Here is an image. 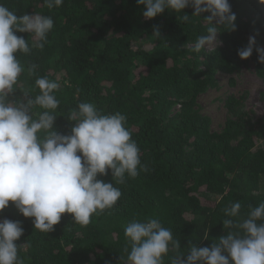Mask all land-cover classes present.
<instances>
[{"label": "trees", "instance_id": "obj_1", "mask_svg": "<svg viewBox=\"0 0 264 264\" xmlns=\"http://www.w3.org/2000/svg\"><path fill=\"white\" fill-rule=\"evenodd\" d=\"M229 3L236 30L213 20L219 44L198 53L193 46L207 35L208 13L181 20L183 14L192 15L191 6L145 19L136 0H64L51 9L44 0H0L18 17L36 13L54 22L43 50L32 47V34L16 33L32 50L17 54L24 71L8 99L23 102L25 92L37 95L39 77L55 80L60 103L53 112V131L71 134L74 121L68 117L80 102L94 103L102 114L120 112L127 117L125 126L140 149L141 163L149 168L124 184L113 180L122 193L116 206L94 215L86 227L65 213L54 231L42 233L33 218L23 217L9 202L0 221L20 222L24 231L15 243L27 242L18 253L23 264H126L124 227L148 217L172 230L183 253L190 243L210 247L227 234L224 208L239 201L240 216L234 219H242L249 205L264 201V92L257 116L245 109L243 96L228 99L219 133L209 131V120L196 105L216 71L233 73L251 61L264 83V64L257 62L255 49L248 59L237 54L253 35L264 47V5L258 0ZM32 64L37 67L29 74ZM39 111L33 109V119ZM97 179L111 183V172Z\"/></svg>", "mask_w": 264, "mask_h": 264}, {"label": "clouds", "instance_id": "obj_2", "mask_svg": "<svg viewBox=\"0 0 264 264\" xmlns=\"http://www.w3.org/2000/svg\"><path fill=\"white\" fill-rule=\"evenodd\" d=\"M64 0H44L51 9ZM143 5L142 15L152 19L165 9L181 13L191 6L190 17L204 18L208 24L207 35L197 38L193 51L200 53L217 43L218 28L215 20L229 31L236 30V14L229 0H136ZM264 5V0H258ZM53 19L41 14H23L0 4V211L15 206L26 218H33L35 229L42 233L54 231L63 214H71L72 221L81 227L91 223L92 217L114 209L122 193L116 184H124L127 178H136L149 168L141 163L140 149L125 126L127 117L120 113L102 114L92 102H80L68 117L74 121L70 135L53 131L59 106L56 91L60 84L47 77L35 80L39 93L34 97L24 93L26 100L12 101L21 73L24 71L17 54H29L31 48L23 36L30 33L32 47L43 50L47 36L53 29ZM154 27L153 36L159 37ZM255 49L258 63L264 64V47L257 44L256 36H250L247 45L239 49L240 59H248ZM36 65L28 67L33 74ZM39 108L36 119L33 109ZM111 172L112 182L97 179ZM241 203L236 201L223 209V227L227 234L210 247L189 244L183 253L172 230L162 225L159 218L132 220L124 227L127 240L126 264H264V201L258 206L249 205L246 218L240 216ZM19 221H0V264H23L19 258L21 248L27 242L15 243L23 234ZM204 238H207V234ZM171 253V255H170Z\"/></svg>", "mask_w": 264, "mask_h": 264}, {"label": "rangeland", "instance_id": "obj_3", "mask_svg": "<svg viewBox=\"0 0 264 264\" xmlns=\"http://www.w3.org/2000/svg\"><path fill=\"white\" fill-rule=\"evenodd\" d=\"M216 40L215 45H218ZM206 50H214V45ZM206 86V90L197 96L196 105L201 116L209 120V131L219 133L222 130L226 122L225 103L231 98L243 96L245 109L260 115L259 97L264 92V83L258 78L251 61L233 73L216 71L213 82Z\"/></svg>", "mask_w": 264, "mask_h": 264}]
</instances>
